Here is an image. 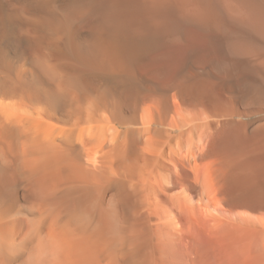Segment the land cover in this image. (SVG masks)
I'll use <instances>...</instances> for the list:
<instances>
[{"label": "bare ground", "instance_id": "6f19581e", "mask_svg": "<svg viewBox=\"0 0 264 264\" xmlns=\"http://www.w3.org/2000/svg\"><path fill=\"white\" fill-rule=\"evenodd\" d=\"M0 264H264V0H0Z\"/></svg>", "mask_w": 264, "mask_h": 264}]
</instances>
